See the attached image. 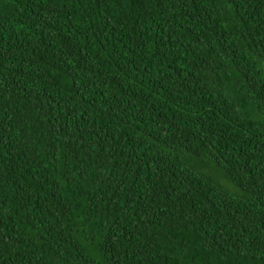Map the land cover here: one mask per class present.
<instances>
[{"label": "trees", "instance_id": "16d2710c", "mask_svg": "<svg viewBox=\"0 0 264 264\" xmlns=\"http://www.w3.org/2000/svg\"><path fill=\"white\" fill-rule=\"evenodd\" d=\"M0 264H264V0H0Z\"/></svg>", "mask_w": 264, "mask_h": 264}]
</instances>
